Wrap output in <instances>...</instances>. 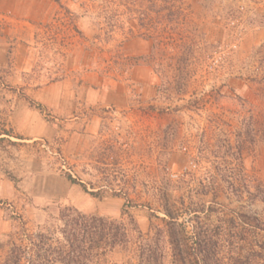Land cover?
<instances>
[{
  "label": "rangeland",
  "instance_id": "rangeland-1",
  "mask_svg": "<svg viewBox=\"0 0 264 264\" xmlns=\"http://www.w3.org/2000/svg\"><path fill=\"white\" fill-rule=\"evenodd\" d=\"M60 1L37 28L36 54L11 45L0 70V133L10 135L0 138V244L21 222L38 231L65 207L118 219L128 198L148 234L166 196L188 243L204 227L219 232L223 257L260 250L264 0ZM52 83L63 116L27 97ZM14 94L42 110L54 135L18 139L6 116ZM203 186L224 191L203 195ZM108 264L134 261L118 250Z\"/></svg>",
  "mask_w": 264,
  "mask_h": 264
},
{
  "label": "trees",
  "instance_id": "trees-1",
  "mask_svg": "<svg viewBox=\"0 0 264 264\" xmlns=\"http://www.w3.org/2000/svg\"><path fill=\"white\" fill-rule=\"evenodd\" d=\"M222 147L229 150L230 144ZM66 178L89 192L72 174H67ZM176 183L179 188L186 181L182 178ZM203 187L206 189L203 195L210 193L207 189L216 193L224 191L220 186ZM159 202L160 206L155 210H162L164 216L150 212L148 234L141 231L138 221L128 210L129 198L118 219L65 207L38 231H30L21 222L8 236L7 242L0 244V249L6 251L3 264H108V256L118 250L129 251L134 264H166L168 256H171L172 264H264L261 259L264 244L257 252L226 258L221 255L223 247L219 232L208 228L193 230L192 243H188L186 231L178 223L179 217L172 212V204L166 196H162ZM180 204L182 206L183 202Z\"/></svg>",
  "mask_w": 264,
  "mask_h": 264
},
{
  "label": "crops",
  "instance_id": "crops-1",
  "mask_svg": "<svg viewBox=\"0 0 264 264\" xmlns=\"http://www.w3.org/2000/svg\"><path fill=\"white\" fill-rule=\"evenodd\" d=\"M56 2L64 8L60 0H56ZM53 10L54 0H0V70L6 66V54H8L11 45H13L12 54H36L32 44L36 40L37 28L40 24L48 21ZM26 64L27 66L23 70L30 71L33 67L31 60H28ZM56 90H59V85L52 83L36 90H28L27 97L37 104L36 106L44 107V111L54 116L56 113L63 116L64 114H60L61 105L56 106ZM7 98L10 101L7 99L6 116L9 121H12V126L18 133V139L35 140L39 137L54 135V130L46 131L42 110L19 98L16 94L7 96ZM60 99L61 103H66V101H62V96L58 95V104ZM86 100L91 105L97 104L99 93L88 90ZM9 136L3 132L0 133V138ZM73 177L76 179V176L73 175ZM67 182L74 187L78 186L68 180ZM73 205L80 208L76 203Z\"/></svg>",
  "mask_w": 264,
  "mask_h": 264
}]
</instances>
